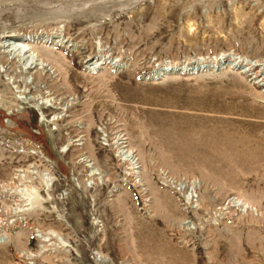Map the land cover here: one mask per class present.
Returning a JSON list of instances; mask_svg holds the SVG:
<instances>
[{"label":"rangeland","instance_id":"rangeland-1","mask_svg":"<svg viewBox=\"0 0 264 264\" xmlns=\"http://www.w3.org/2000/svg\"><path fill=\"white\" fill-rule=\"evenodd\" d=\"M8 34L0 264H264V0H0Z\"/></svg>","mask_w":264,"mask_h":264},{"label":"bare ground","instance_id":"bare-ground-1","mask_svg":"<svg viewBox=\"0 0 264 264\" xmlns=\"http://www.w3.org/2000/svg\"><path fill=\"white\" fill-rule=\"evenodd\" d=\"M23 37H21V36H18V35H10V34H8V35H3V36H1V40H0V42H1V46H2V48H4V49H6V50H17V51H19L18 53H22L21 51H24L25 49H26V47H27V45L26 44H24L23 43ZM12 43H19V45L17 44H14V45H12ZM21 44V45H20ZM13 52V51H12ZM31 52V51H30ZM26 55V54H25ZM19 56V55H18ZM27 59H28V61H30L31 62V60H33L32 59V56L31 55H29L28 57H27ZM223 59V58H222ZM219 61H221V59H217L216 60V62L215 63H212L211 65L213 66V67H217V66H219ZM34 62V61H33ZM95 64V61H93V60H90V61H87V63H86V66L88 67V68H90V67H92L93 65ZM209 66V65H208ZM181 68L179 69V70H181V71H189V72H192V71H194V70H196V71H199L200 69H202L203 67H207L206 65H205V63L204 62H196V63H194V64H187V65H183V66H180ZM156 72L157 71H155L153 74H156ZM32 195H35L34 193L32 194ZM29 196V195H28ZM37 197V196H36ZM29 198H30V196H29ZM35 198V197H34ZM31 199V198H30ZM35 199H37V198H35ZM29 200V199H28ZM33 200V199H32Z\"/></svg>","mask_w":264,"mask_h":264},{"label":"water","instance_id":"water-1","mask_svg":"<svg viewBox=\"0 0 264 264\" xmlns=\"http://www.w3.org/2000/svg\"><path fill=\"white\" fill-rule=\"evenodd\" d=\"M175 72H176V73H179V72H181V70L177 69V70H175Z\"/></svg>","mask_w":264,"mask_h":264}]
</instances>
